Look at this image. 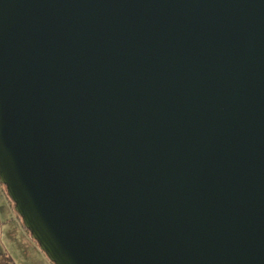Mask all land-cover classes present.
<instances>
[{"label":"water","instance_id":"95a60500","mask_svg":"<svg viewBox=\"0 0 264 264\" xmlns=\"http://www.w3.org/2000/svg\"><path fill=\"white\" fill-rule=\"evenodd\" d=\"M0 185L52 264H264V0H0Z\"/></svg>","mask_w":264,"mask_h":264},{"label":"rangeland","instance_id":"374dc122","mask_svg":"<svg viewBox=\"0 0 264 264\" xmlns=\"http://www.w3.org/2000/svg\"><path fill=\"white\" fill-rule=\"evenodd\" d=\"M12 209L13 204L0 185V264L2 255L10 257L14 264H52L38 243L18 224Z\"/></svg>","mask_w":264,"mask_h":264},{"label":"trees","instance_id":"16d2710c","mask_svg":"<svg viewBox=\"0 0 264 264\" xmlns=\"http://www.w3.org/2000/svg\"><path fill=\"white\" fill-rule=\"evenodd\" d=\"M6 189V188H5ZM7 193V192H6ZM10 200V199H9ZM10 202L13 204V202L10 200ZM13 209H14V204H13ZM19 217V216H18ZM20 218V217H19ZM21 220V218H20ZM22 221V220H21ZM25 229V228H24ZM26 230V229H25ZM26 232L30 235V232L26 230ZM3 261H1V264H14L11 261V258L8 257L7 255H2Z\"/></svg>","mask_w":264,"mask_h":264},{"label":"crops","instance_id":"0c3cea01","mask_svg":"<svg viewBox=\"0 0 264 264\" xmlns=\"http://www.w3.org/2000/svg\"><path fill=\"white\" fill-rule=\"evenodd\" d=\"M10 201V200H9ZM12 210H14V209H12ZM17 215V214H16ZM16 219H17V221L19 222L18 224H20L21 226H22V228L24 229V227H23V224H22V221L20 220V218L18 217V215L16 216ZM27 235L29 236V234L27 233Z\"/></svg>","mask_w":264,"mask_h":264}]
</instances>
